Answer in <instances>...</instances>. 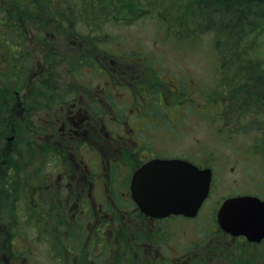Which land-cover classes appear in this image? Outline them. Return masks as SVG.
Wrapping results in <instances>:
<instances>
[{
    "label": "rangeland",
    "instance_id": "obj_1",
    "mask_svg": "<svg viewBox=\"0 0 264 264\" xmlns=\"http://www.w3.org/2000/svg\"><path fill=\"white\" fill-rule=\"evenodd\" d=\"M107 29L114 35L124 36L135 48L141 46L144 49L153 51V53H155L154 55L158 58V60L154 58L153 61V64L156 65L154 67L156 73L160 75L164 72V67L160 65V63H162L166 68L169 67V71L172 72L168 78L174 81H179L181 79V81L183 80L184 86L189 88V94L187 97L185 96L183 98V102L193 101L195 105L198 104L207 111H212L214 109L216 113V108L211 104L210 96L212 93L209 94V96L205 94L203 96H198L201 87L203 89L212 87V81L215 79L211 69L212 56L207 48V44L203 45L199 43L200 45L196 48L184 44L182 46L181 44H176L175 41L166 37L164 30L159 31L151 19L140 20L130 26L110 24ZM34 36L35 34L32 30L29 34V38H33ZM76 36L77 35L74 34L68 35L67 38L70 42L75 43ZM50 37L54 47H65L68 50V55H78L80 50H84V48L80 47L78 44H74L72 45L74 47L68 49L69 45L65 43V37L61 35H52ZM204 40L207 41V37H204ZM258 40L264 43V38ZM29 46L33 51L32 71L35 72V74L32 79L29 77L25 78H29L33 84H28L27 87H24L18 93L20 100L23 99L25 101L23 104L24 113H19L17 111L19 114H14V125L17 127V132L15 131V138L11 141H7L6 138L3 155L7 156L12 147L15 149L21 144L31 147L30 150H36L39 154L36 157V155L32 156L30 151L27 152L31 157L28 156L26 159L30 161L27 162L26 159L23 158L19 170L12 173V175L10 174V177L8 176L9 178H13L12 184L9 186L4 184L0 190V217L4 216L3 213L6 210L9 211L7 213L8 215L6 214L7 218L4 216L8 233L4 235V229L0 228V251L10 250V244L5 246L3 241L5 238L13 236L15 237L14 247L17 249L20 246L23 249L22 252L30 253L29 259H26L24 264H86L87 262L89 264H94L95 261L92 260L95 250L93 244L89 245L90 238H86L85 236L82 241H78L79 239L72 233V251L74 259L71 262H67L69 256H71V250L69 245H66L63 236L58 235V233L62 235V230L69 231L61 223V217L67 219L63 215L65 212L62 214V212L58 210L62 208V198L59 196L58 192L60 181L62 177L65 176V169L68 168V164L74 166L77 159L74 154H71L65 149V146H68V142L63 143L64 139L58 136L60 132V124L58 121L67 115L68 107L63 100L61 105L60 97L56 98L55 95L58 96L56 87L59 84L63 85L62 87L71 84L73 87L71 89L72 92L76 91V88H80L81 83L89 84L90 87H96L98 83H101V86H103L104 83L105 87L110 75L104 74V79L98 80L95 78L97 71H92L93 73H91L90 69L92 66L84 65L87 62L81 63L79 67L75 69L70 68L69 64L65 63L50 68L51 73H48L50 78L47 84L48 87L38 88V86L34 84L40 78L37 73L46 71L47 64H45V55L41 50H39L40 53L35 54L34 45ZM43 46L45 45L43 44ZM255 53L264 57V48L257 45ZM212 55L215 56L213 53ZM103 61L108 65L109 59L106 60L105 58ZM136 64L138 63L134 65L136 66ZM137 67L143 69L146 73V77L143 80L139 79L138 81L129 83L128 87L125 89L119 88V92H116L115 96L119 98L120 101L116 98H111L112 102H109L107 99L105 100L104 114L106 115V121L109 125L114 129L118 123H123L125 126V121H128V127L125 131L127 134H129L130 131H137L139 128H148L151 130V133L144 139H147L145 146L153 149L150 151L157 152L158 155L162 156L182 155L195 157L197 160L203 161L204 163L212 161L216 171L214 196L212 201L209 199L205 203L206 205L210 203V205L198 216V220H188L182 217V220L176 219L173 221L172 230L175 236L168 241V247L166 249V251H172V249L176 250L177 247L185 243L193 242L196 244L199 241L198 234L201 231H196L194 229L197 225L201 227L205 225L207 227L212 226L211 215L213 223V220L215 222L214 218L217 205L222 198L231 193H241V191H258L261 195L262 193L264 194V182H256L253 180L263 177L260 173L263 164L254 156L252 151L245 152L244 150L247 146H250V143L254 139L253 134H251L254 131L248 134L237 133L232 136L230 132V129L233 128L231 126L232 123L224 120L222 122L223 133H220V131L217 132L212 127L211 117L202 113H193L189 110L190 108H181L179 106V103L175 100L177 87L174 82L167 79L166 74L162 75V78L167 79V81L160 80V82H153L148 75V69H144V64L141 63L139 66L137 65ZM81 68L84 70H81ZM27 81L28 80H25L24 84H26ZM144 88H148L153 92L157 90L162 92L164 95L163 101L169 103V111L165 113L166 118L152 114V109L158 105V102L152 100L148 102L150 114L147 115L144 100L139 96L140 91ZM71 91L64 92L62 98L67 92H69L68 94L70 97H73ZM121 91L124 96L120 95ZM151 96H153L152 93L147 94V98ZM19 97L17 104L20 102ZM177 100L179 101V98ZM106 102L110 105L106 104ZM181 105L186 106L183 103H181ZM127 106L132 108L126 110ZM139 108L142 109V114L137 116ZM116 110L126 111V116L128 118L125 120L117 119L115 121V117L117 116L115 114ZM186 110H188V116L185 119L184 125L183 119H167L169 118V114L171 118H176ZM207 117L209 121L206 119ZM148 118L150 120L149 122L147 121ZM38 128L41 130L38 131ZM14 129L15 128H13V130ZM142 133L143 131H138L136 137L144 141ZM175 135L180 136V138L177 139ZM7 137H11V131ZM27 140L31 143H28ZM128 140L130 141L129 138ZM45 142H47V144H45ZM46 146L49 147L45 148ZM44 149H46L45 152H43ZM208 152H213L212 156L214 157H206ZM11 160L14 161L13 159ZM0 161L3 162V158H0ZM54 167H56V169L53 171ZM253 167L257 169L256 173L250 171ZM53 176H56L58 179V187L56 188L48 184L47 187H52V190L45 191L47 187L44 186V183L49 177ZM35 187H41L43 189L40 195L44 194L51 196L52 193H56L57 196L54 197L56 201L50 198L47 203L43 202L42 204L39 201V197L34 200L31 194L33 195L35 192ZM112 190H115L113 185ZM56 202L57 205H61L56 207ZM117 203L124 207L127 206V203L123 199ZM78 211L82 214L84 223L80 224L74 221L73 224L75 225V229L79 228L82 233L84 229L91 226L97 228L96 220L90 223L89 220H91V218L87 217V214L83 213L79 207ZM16 218L18 219V223H15L13 228L11 222ZM68 218L72 223L73 217L69 216ZM3 225H5V223H3ZM17 226H19V228H16ZM165 227L167 228L168 226ZM69 228L71 229V226H69ZM17 232L24 233V238H22L20 234H16ZM203 233L204 232L201 234ZM91 237L93 236L91 235ZM75 241L79 243L74 244ZM245 248L243 252L248 255L250 262H260L262 260L261 254L264 253L263 246L256 247L255 250L252 248ZM89 249H91L93 253L91 261H88L85 256L91 254ZM117 249L120 251L121 256V245H119ZM61 250L63 253H66L67 261L61 259L56 260V255H58ZM78 252L82 254L78 255ZM114 254H117V250L114 251ZM179 255L181 254L177 256ZM75 256L79 257L78 261H75ZM9 264H12V262ZM19 264L23 263L19 262Z\"/></svg>",
    "mask_w": 264,
    "mask_h": 264
},
{
    "label": "trees",
    "instance_id": "obj_2",
    "mask_svg": "<svg viewBox=\"0 0 264 264\" xmlns=\"http://www.w3.org/2000/svg\"><path fill=\"white\" fill-rule=\"evenodd\" d=\"M143 19H151L159 31L164 30L167 38L181 46L207 44L215 78L212 97L227 119L235 122L233 135L254 131L250 146L256 148L264 166V57L255 53L257 45L264 48L258 40L264 38V0H0V158L4 160L0 190L10 174L19 170L23 158L39 154L21 144L3 155L7 135L13 128L17 132L15 98L25 77L32 73L33 58L26 44L30 32L33 30L36 40L47 48L46 71L35 83L40 88L50 81V68L88 60L86 55L68 57L65 50L53 47L50 36L87 37L96 49L92 40L98 36H104L105 43L112 40L108 25H131ZM123 225L122 221L121 229ZM122 231L123 242H127L131 235ZM138 233V240L148 236ZM220 234L214 233L212 243L200 249L193 247L190 255L183 256L184 263L176 259L173 250L160 249L162 255L156 254L150 247L157 251L162 243L156 246L148 241L121 247L120 264H264V253L260 262H250L243 252L246 248L239 249ZM247 248L256 249L252 245ZM156 257L163 259L155 262Z\"/></svg>",
    "mask_w": 264,
    "mask_h": 264
},
{
    "label": "flooded vegetation",
    "instance_id": "obj_3",
    "mask_svg": "<svg viewBox=\"0 0 264 264\" xmlns=\"http://www.w3.org/2000/svg\"><path fill=\"white\" fill-rule=\"evenodd\" d=\"M122 63L123 65L121 67L114 68L115 73L111 80H108L107 86L105 85V87L104 83L103 86H101V83H98L96 87H90L89 84L81 83V87L76 88L77 90L72 92L71 89L73 87L71 84L65 87H62L63 85L60 84L57 85L60 88H56V93H58L56 98L60 97V104L62 105L63 100L68 107L67 115L65 117L62 116L63 119H59L58 121L60 124L59 128L65 137V142H68L66 150L74 154L77 159L74 166L68 164V168L65 169V177H62L60 181V188L64 189L67 202L71 200L74 201L75 198H78L79 195L82 196L84 193H90L91 195L93 193H98L101 200L112 203L116 201V196L134 202L131 191L133 174L151 158L156 156L164 157L158 155L157 152L150 151L153 149L143 146L142 140L137 139L136 135L138 131H143L142 137H148L151 133L148 128H139L137 131H130L129 134H127L125 131L128 127V121H125V126L123 123H118L114 129L106 121V115L104 114L105 100L107 99L109 102H112L111 98H116L120 101L119 98L115 96L116 92H119V88L125 89L128 87L129 83L138 81L139 79L143 80L146 77V73L141 67L131 66L135 63L134 60L125 59ZM144 69H148V67L145 66ZM81 70L84 69L81 68ZM92 71H97V75L95 76L96 79H104L105 67L101 64L100 59H98L97 66L91 67L90 72L93 73ZM148 75L152 79V74L149 72V69ZM66 91H71L73 97H70L68 94L69 92H67L62 98ZM157 94L160 96L161 100L164 98V95L159 90ZM120 95L124 96L122 91ZM155 101L158 102V100ZM106 104L110 105L108 102H106ZM183 107L185 106L181 105V108ZM131 108L132 107L127 106L126 110ZM151 112L154 115L161 117L165 116L163 111L155 108L152 109ZM115 114L117 115L115 121L117 119L125 120L128 118L124 110H116ZM108 120L111 121L110 119ZM212 153L213 152H208L206 157L212 156ZM186 158L203 167L208 166L212 168L214 164L212 161L204 163L203 161L197 160L195 157L187 156ZM51 181L52 184L55 185L54 180L52 179ZM112 185L114 186V191L112 190ZM37 197L40 198L39 201L42 204L47 198L50 199L49 195L44 194L37 195ZM82 200L84 211L88 212L89 207L84 204V201L87 199L82 196ZM100 210V214L103 215L102 219H104V217L115 218V213L118 214L122 209L114 206L111 211H105L101 203ZM132 211L134 213V227L137 224V219L140 217L144 218L146 223H148V221L150 222L152 219L144 215L136 205ZM8 212L9 211L6 210L3 215L6 217ZM4 216L0 217V228L4 229L3 232L5 235L8 233V229ZM17 220L16 218L11 222L13 228L14 224L18 223ZM3 223H5V225H3ZM146 227L148 226L146 225ZM16 228H19V226ZM16 234H20L22 238H24V233L17 232ZM14 238L13 236H9L3 241L5 246L10 244V250L0 251V264H9L10 262H12V264H19V262L24 264L25 260L29 259V252H22L23 249L20 246L17 249L14 247ZM93 241H95V239H93ZM70 250V258H72L73 251L71 248ZM92 255V252L91 254H87L89 260L92 259Z\"/></svg>",
    "mask_w": 264,
    "mask_h": 264
},
{
    "label": "water",
    "instance_id": "obj_4",
    "mask_svg": "<svg viewBox=\"0 0 264 264\" xmlns=\"http://www.w3.org/2000/svg\"><path fill=\"white\" fill-rule=\"evenodd\" d=\"M164 166L170 170L177 168L175 161H165ZM182 185L186 186L185 183ZM197 187L195 197L192 192L186 191H178L176 196H169L167 202L170 210L195 215L208 192L209 179L199 182ZM218 217L221 226L233 234H245L250 240L255 241L264 238V201L258 197L230 198L220 208Z\"/></svg>",
    "mask_w": 264,
    "mask_h": 264
}]
</instances>
